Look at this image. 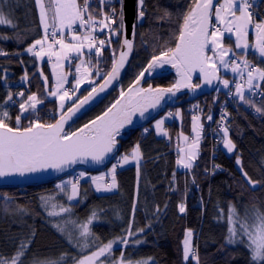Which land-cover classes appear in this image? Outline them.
Segmentation results:
<instances>
[{
    "label": "trees",
    "instance_id": "trees-1",
    "mask_svg": "<svg viewBox=\"0 0 264 264\" xmlns=\"http://www.w3.org/2000/svg\"><path fill=\"white\" fill-rule=\"evenodd\" d=\"M190 3L191 0H145L148 11L144 22L138 25L134 55L123 80L114 92L79 119L68 132L102 114L119 97L121 90L124 91L136 80L137 74L153 56H159L168 47L175 46V35L182 23L179 13L186 11ZM258 3L259 7L253 4L251 12L253 18L260 22L264 19V0H258ZM93 4L96 5L95 8L92 7ZM115 6L118 8V4ZM101 10L108 13V5H100L97 0H93L89 11ZM165 11L171 13V16L165 17ZM4 13L12 20L15 28L2 25L0 35L11 37L18 34L23 42H0V48L10 54L0 56V111H7L11 119L6 122L10 126H16L15 118L21 115L19 102H24L27 96L35 94L38 99L43 100L42 104L37 105L35 114H38L41 123H53L59 114L57 100L46 95L52 84L49 63L45 61L40 64L37 57L26 51L36 39L43 38V27L35 0H9L4 5ZM107 32L105 29L103 34ZM117 40L120 37H112L111 48L118 52ZM224 41L230 46L234 45L233 39L225 38ZM17 52L22 55H12ZM93 59V64L96 65V56ZM248 59L264 69V61L252 50L248 52ZM100 61L101 68L110 70L112 61L109 46L104 47ZM24 77L27 79H22ZM44 77H47L46 82ZM177 78L175 73L157 75L145 85L169 87ZM233 78L235 76L230 79L228 88L201 95L194 101L188 100V94L180 95V106L164 111L179 107L181 109L180 119L165 123L169 138L157 136L155 130L148 129L152 123L144 128L125 131V138L120 139L122 147L119 155L131 154L138 145L142 159L137 164L121 167L116 171L117 189L114 192L98 193L92 182L84 181L79 185L81 196L77 203L68 202L54 188L55 182L0 189V256L10 260L21 241L31 238L34 233V239L25 257H22L24 264H30L33 259H58L61 253L82 258L83 254L71 247L54 225H60L66 233L76 237L81 230L80 226L87 222L93 211H97L100 219L93 221L89 228L98 239L84 254H90L115 238L124 237L131 226L134 233L138 229L145 231L139 237H129V245L123 252L125 259L131 257L133 260H154L156 264H196L191 253L187 261L183 259L184 241L188 230H192V248L197 252L199 264H250L248 248L242 244L226 245L225 238L230 227V206L235 207L241 221L248 223L257 211L264 213V98L251 108L242 102H236L231 109L232 118L225 127L228 128V138L236 148L234 152L227 153L221 142L223 128L214 127V121L219 107L226 100ZM194 84H199V81ZM260 86L264 91V81H261ZM19 92H23L24 96H17ZM9 93L17 103H4ZM257 107L262 109L260 113L255 112ZM198 112L202 114L204 126L199 153L192 162L191 169H180L177 165L179 150L175 141L180 133H191L192 115ZM35 114L31 109L24 112L20 124L27 126L28 120L25 117L34 119ZM208 115L212 116L211 121L206 119ZM145 128L148 129L147 132L144 131ZM212 129L219 137L218 158L214 161L211 159L213 143L206 136ZM237 159L242 161L243 170L248 176L259 182L255 190L246 183L237 166ZM213 165H218L219 168L213 169ZM41 197H51V202L57 207H43ZM5 198L10 202H6ZM66 202L70 212H61L60 206L65 207ZM181 203L186 209L183 213L179 211ZM20 209H25L26 213L22 215ZM50 211H56L59 215L48 216ZM148 225L151 227L148 228ZM137 238L142 243L132 247V240ZM112 256H121L116 244H113ZM100 261L108 264L103 256L97 263Z\"/></svg>",
    "mask_w": 264,
    "mask_h": 264
},
{
    "label": "snow or ice",
    "instance_id": "snow-or-ice-1",
    "mask_svg": "<svg viewBox=\"0 0 264 264\" xmlns=\"http://www.w3.org/2000/svg\"><path fill=\"white\" fill-rule=\"evenodd\" d=\"M98 4H107L109 7L108 13L89 11L90 0H48L47 7L45 0H35V4L39 8V18L43 25V38L36 39L26 51L31 53L34 57L41 60L47 56L49 59L56 56L58 60H67L68 52H75L76 59H80L81 64L85 61L82 59L83 50L85 48L84 41L73 33L71 39L75 43H66L64 36L61 35L57 38V33L62 32L64 29L72 30L74 25H79L81 28H87L89 31L84 37L88 41L87 49L89 53L88 64H92L91 57H99L102 48L105 46L106 41L101 39L98 41L97 47L95 38L92 33L99 30L104 32L108 30L107 43L111 53V66L110 70L99 67L101 61L97 59L96 65L93 68L96 72V79L101 80L100 84H96L94 79H87L91 73L85 69L82 73L79 67L76 68L78 76H74L75 85L72 87V96L69 95V90H64L62 94L60 90L68 83L67 77L58 75L55 83V90L48 92L47 96L58 97L59 100V115L55 118L53 123H41L38 114H35L37 104H42L43 100L38 99L35 94L27 96L26 101L19 102L21 115L28 112L29 109L35 114L34 119L28 120L27 126L20 124L21 115L15 118L16 126H10L6 120L11 117L7 111H0V178L12 177H26L31 174L54 169L56 171H64L66 166L76 165L78 163H91L92 165H103L106 160L115 159L110 168L111 183L105 185H96L95 191H110L116 187V170L121 167L122 163H128L129 157L127 155L119 156L118 150V137L122 135L121 130L126 125L133 123V116L139 113L140 117H145L148 109H155L160 106L161 101L164 100L165 95L175 96V93L181 88L192 89L201 87L199 84H192V76L197 70L202 74L204 84H212L213 80H219L217 72L219 68L217 64L222 65L225 69H229L233 73H239L241 79H244L245 71L247 72V86L249 96L252 97L256 94V89L260 88V81H264V69L251 65L247 59L238 63L239 56L236 52H232V58L225 60L224 57L228 55L229 48L223 45V38L228 34L229 39L235 37L234 43L236 49L249 50L250 45L247 42L249 34V26L254 29L255 43L252 46V51L256 52L264 61V19L260 22H255L253 13L249 11L248 0H217L214 6V0H191L190 6L186 11L179 13V19L182 23L178 26V32L175 35L176 43L174 47H168L162 51L159 56H153L146 67L141 70L135 80V84L139 85L140 80L145 77V73L151 74L157 69H163L165 65L170 64L177 70L180 75V80L176 82L173 88L167 89H152L151 87L139 88L138 90L129 87L127 92L121 90L120 98L116 100L102 115L97 116L94 120L83 125L76 131L66 132L65 125L72 121L86 105H89L100 93L104 92L107 87L111 86L113 82L117 81L120 77L121 71L127 63L129 55L133 51V40L128 39L126 36V22H125V5L124 0H97ZM9 0H0V26L11 25L12 20L9 19L4 13V5L8 4ZM252 4L259 7L258 0H251ZM118 4V8L115 6ZM95 4L92 5L95 8ZM148 11L145 0H135L134 19L132 23L133 38L135 37V28L137 24L144 20L145 14ZM239 12V15H237ZM11 13L9 12V15ZM165 17H170L171 13L165 11ZM99 17V19H97ZM49 18L52 20V28L49 31ZM215 18V23H213ZM115 27H112V26ZM220 25L224 27L221 28ZM52 37L49 42V37ZM124 37L122 43L117 40L120 45L119 55L117 57V49L111 48L112 37ZM14 40L16 43H21L22 38L17 34L15 36L0 35V42ZM39 46V50L37 49ZM59 46L58 51L53 49ZM126 48V50H124ZM95 49V52H93ZM211 53V55H209ZM241 55H247V51H242ZM3 48H0V56H9ZM12 55L20 56L21 53H13ZM213 57H216L213 60ZM255 74V75H254ZM22 79H27L24 77ZM256 80L255 88H253V80ZM87 81L91 85L87 94L81 93L75 96L79 91V87L83 81ZM47 81V77H44ZM225 88L229 86V80L224 79L221 81ZM244 85L237 83L235 85V94L245 104H252V99H246L243 91ZM99 89V90H98ZM231 91V90H230ZM23 97L24 93L19 92L16 94ZM264 96V92L260 93ZM75 96V99H73ZM13 104L17 101L13 100V96L9 93L6 97L7 102ZM66 101L68 102L66 107ZM123 101V103H121ZM261 108H255L256 113H260ZM173 113L169 112L168 116ZM198 120L199 117H194ZM208 121L212 120V116L206 117ZM224 118H221V123ZM164 120L156 122L157 130L160 129ZM148 131L147 128L144 129ZM200 138V133H196V138L193 140V147H196ZM187 140V137H185ZM221 142L223 148L227 153H232L236 148L233 141L228 138V128L223 127ZM139 146L137 145V150ZM136 156L139 152L136 151ZM118 157V158H117ZM196 158V153H190L187 158H181L177 161L184 169H191L193 167L192 161ZM237 166L241 171L242 176L245 178L249 187L255 190L258 181H253L246 171L243 170L242 161L237 159ZM219 168L218 165H213V169ZM207 172V170H206ZM214 174V172L212 173ZM85 172L79 173V177H84ZM103 176L92 177L93 181L102 180ZM175 181V175H173ZM193 177V183H195ZM78 183L68 181L66 184L58 185L57 187L63 191L65 188L70 187V195L68 200H74L78 196ZM6 199V202H10ZM42 206L47 208L49 205L55 209L56 204L52 203L51 197H41ZM77 203L80 201L77 200ZM185 205H179V211L185 212ZM23 215L26 213L25 209H20ZM61 212H70L69 208L60 206ZM158 211V208H157ZM133 212H135V204L133 205ZM48 216H57L59 213L50 211ZM235 218V219H234ZM100 214L93 211L88 217L87 222L82 224L79 235L73 237L71 233H66L65 229L60 225H54L58 232L64 235L67 243L77 250L78 253L83 254L82 258L77 259L75 256H69L66 253H61L58 259H33L30 264H96L100 257H105L108 264H156L154 260H133L131 257L125 259L123 252L125 247L129 245V237H139L145 229H138L135 233L132 231L131 226L126 230L124 237L115 238L107 244L93 250L90 254H84L95 243L98 237L90 231L89 225L93 220H99ZM228 223L230 227L227 231L225 238L226 245L242 244L248 248L250 253V264H264V213L257 211L252 217V223L249 225L247 221H241L240 216L234 206H230ZM151 225H148L150 228ZM193 236L192 230H188L187 237L184 241L183 259L187 261L189 255L193 256L196 264H199V257L195 249L190 246L191 238ZM89 237H92L90 240ZM32 237L21 241L18 249L14 255L9 259L0 256V264H24L22 257H25L32 241ZM142 241L137 238L132 240L131 246L136 247ZM113 244H116L121 251L119 258L112 256ZM108 254L107 256L105 254ZM104 264V261H100Z\"/></svg>",
    "mask_w": 264,
    "mask_h": 264
},
{
    "label": "water",
    "instance_id": "water-1",
    "mask_svg": "<svg viewBox=\"0 0 264 264\" xmlns=\"http://www.w3.org/2000/svg\"><path fill=\"white\" fill-rule=\"evenodd\" d=\"M216 2H217V0H214V6H215ZM124 5H125L126 36L128 39L133 40V51L129 55L127 63L125 64L124 69L120 73L119 79L117 81L113 82V84L111 86L107 87L104 92L100 93L99 96L96 97V99L93 100L89 105H86L85 108L82 109L81 112L78 113L77 116L74 117L72 121H69L68 124L65 125V131L66 132H68L69 128L72 127L79 119H81L85 114H87L89 111H91L94 107H96L99 103H101L106 97H108L112 92H114L118 88V86L120 85L121 81L123 80L125 74L127 73L128 69L130 67V64H131V61H132V58L134 55L138 24L135 28V37L133 38V29H132L131 25H132L133 19H134L135 0H124ZM143 22H144V20L141 21V23H143ZM123 38L124 37H120L121 43L123 41ZM119 50H120V45L118 48L117 57L119 55ZM124 50H126V48ZM97 59L100 60L101 56L96 58V62H97ZM99 67H100V64H99ZM168 73H175L178 76L177 81L180 80V75L177 72V70L175 68H173L170 64H167L164 66L163 69H157L156 71L152 72L151 74L145 73V77L140 80L139 85H136L135 81H134L129 87H133L134 91L138 90L141 87L145 88V89H147L149 87H151L152 89L173 88V86L176 84L177 81L172 86H169V87H162V86H156L155 87V86H153V84L145 85V83L150 78H153L157 75H163V74H168ZM217 76L219 77V80H220V71L217 72ZM94 80H95V83L97 85L102 82L99 79H94ZM197 80L199 81V85H201V87L196 88L194 91L192 89H188V88H181L179 91H177L175 93V96L165 95V98H164V100L161 101L160 106H158L155 109H151V108L148 109V111L145 113V117H140L139 113H136V115L133 116V123L131 125H126L125 128L121 130L122 135L120 137H118L119 154L121 152V147H122V143H121L120 139L125 138V134H124L125 131L137 130L140 128H144V127L148 126L149 124H151L155 119H157L167 108H173V107L180 106L181 102L178 99V97L180 95L188 94V100L194 101L201 95H207V94H210V93L216 91L217 86L219 84V80H215V79L213 80V83L210 85L204 84L202 74L199 72V70H197L195 73H193L192 84H194V82ZM88 87H91V85L89 83H87V82L83 83L79 87V91L76 92L75 96H79L83 92V90L87 89ZM128 88H126L124 91L127 92ZM86 94L87 93H85L84 95H86ZM75 96H73V99H75ZM119 98H120V95L117 99H119ZM116 100L112 104H114L116 102ZM121 103H123V101H121ZM102 114H100V115H102ZM94 119H92V120H94ZM89 122H87V123H89ZM81 127H83V125ZM81 127H79V128H81ZM78 129H76V130H78ZM76 130H74V131H76ZM114 160L115 159L106 160L105 164H103V165H92L91 163H87V164L78 163L76 165L66 166L64 171H56L54 169H48V170L43 171V172L28 175L26 177L17 176V177H12V178H0V189H4V188H25L28 186H39V185H44V184H48V183H53V182H56V181H59V180L65 178L67 176L72 175L75 171H77L79 169H83L87 172H93V173L100 172V171L107 169L113 163Z\"/></svg>",
    "mask_w": 264,
    "mask_h": 264
},
{
    "label": "rangeland",
    "instance_id": "rangeland-1",
    "mask_svg": "<svg viewBox=\"0 0 264 264\" xmlns=\"http://www.w3.org/2000/svg\"><path fill=\"white\" fill-rule=\"evenodd\" d=\"M248 2H249V0H248ZM47 5H48V0H45V6L47 7ZM249 10H250V7H249ZM38 11H39V8H38ZM237 15H239V12H237ZM144 20H145V18H144ZM214 21H215V18H214ZM254 21L257 22L255 19H254ZM51 23H52V20H51V18H49V24H51ZM42 27H43V25H42ZM112 27H115V26H112ZM220 27L223 28L224 26L220 25ZM96 30H99V26L96 27ZM106 34H108V32ZM225 38H228V34L227 33L225 34V36L223 38L224 47L225 48H229V49L232 50V51H230L228 53L227 56L224 57L225 60H229L230 58H232V52H236L237 56H239V60H242L243 56L241 57V54H238V53H241L242 51L249 52L250 50H252V46H254V43H255L254 29L251 26H249V34L247 36V42L250 45V49L249 50L236 49L235 43H234L233 46H230V45L225 43V41H224ZM234 40H235V37L233 36V41ZM49 41L51 42L50 38H49ZM108 46L109 45L107 44L106 47H108ZM56 48H58V46H56L53 51H55ZM84 50H87V49L85 48ZM254 53H256V52H254ZM72 55H73V57L74 56L76 57L77 54L74 52ZM209 55H211V53H209ZM55 58H56V56H52L50 59H48L49 63H51V69L53 71L52 84H51V86H49V89H50L49 92L55 90V83H56V79H57L58 75L66 76L67 77V81H68V83H66L64 85V88L60 90V93H58V95L62 94V92L65 90V88L67 86H70L72 88L75 85L74 76H78L79 75V74L76 73V68L77 67H79L81 69L82 73L85 71V69H87V71L91 73V76H88L87 79H92L93 75L95 74V70L93 68V65H94L93 61L94 60L91 59L92 60V64H88L87 61L89 60V58L84 56V54L82 56V59L85 61L84 64H81L80 59H77L76 61H71L73 59L72 57H71L72 58L71 60L67 59V60H63V61H58V63H56ZM37 59H38V57H37ZM215 59H216V57H213V60H215ZM39 63H40V60H39ZM217 67L219 68V71H220V80H219V84H218L217 89H216L217 92H218L220 90L226 89L223 86L222 82H221L222 80L227 79L230 82V79L233 76H237L239 73H233L230 70V68L229 69H225L222 65H219V64H217ZM246 80H247V73H246ZM86 82H87L86 80L83 81L81 83V85L83 83H86ZM256 83H257V81L254 79L253 80V86H255ZM259 83H261V81ZM69 95L72 96V94H69ZM50 97L51 98H55L57 100V103H58L57 113L59 114V100H58V97H52V96H50ZM67 104H68V102L66 101V107H67ZM37 105H39V104H37ZM169 112L173 113V115L172 116H168ZM194 117H199V119L196 120V119H194ZM180 118H181V109H180V107L177 108V109H170L167 112H164L163 114H161L157 119H155L152 122V125L150 127H148V129L151 128V129L155 130L157 136L169 138L168 132L166 131V128H165V123L166 122H171L174 119H180ZM161 119L164 120V123L161 125L160 129L157 130L156 122L158 120H161ZM203 131H204V126L202 124V114L200 112H198L197 114H193L192 115V124H191V133H180L179 138H177L176 141H175V145H176L177 149L179 150V159H181V158H185L186 159L187 156L190 153H192V152H195L196 156L198 155V153H199V143H200V141H201V139L203 137ZM197 132L200 133V138H199L197 146L193 147L192 142L196 138V133ZM185 137H187V140L185 139ZM184 143H187V144L185 145ZM136 151L139 152V156H136ZM234 151H235V149H234ZM119 156H123V155H119ZM127 156L129 157L128 163H126V164L122 163L121 167H126L128 165L137 164L142 159V154H141L140 148H138V150H137V146L133 149L131 154H129ZM113 163H116V160ZM177 165H178V168L184 169L181 164L177 163ZM121 167H117V170L120 169ZM110 168H111V166H109L107 169H105L103 171L95 172V173L87 172V171H85L83 169H79V170L75 171L72 175L67 176V177H65V178H63V179H61L59 181H56L54 183V188L57 189L61 193V195L65 197V199L68 202L77 201V200L80 199V196H81V190H80L79 185H81L82 182H84V181L92 182V185H93V187L95 189H96V185L97 184L105 185V184L111 183ZM81 172H85L86 173V175L84 177H82V178L79 177V173H81ZM100 176H103L102 180H96V181L92 180V177H100ZM77 180L79 181V183H78V196L76 197V199L69 201L68 200V195H70V191H71L70 187L65 188L63 191H61L57 186L58 185H62V184H66L68 181H72L73 183H75ZM116 189H117V186L115 188L111 189L110 191H100L98 193L114 192V191H116ZM68 206H69V204H67V202H66V206L64 208H68ZM93 221H95V220H93ZM251 223H252V219L250 220L249 225ZM190 246L191 247L193 246V236L191 238ZM96 264H98V263L96 262Z\"/></svg>",
    "mask_w": 264,
    "mask_h": 264
},
{
    "label": "built area",
    "instance_id": "built-area-1",
    "mask_svg": "<svg viewBox=\"0 0 264 264\" xmlns=\"http://www.w3.org/2000/svg\"><path fill=\"white\" fill-rule=\"evenodd\" d=\"M92 1L93 0H90V4L92 3ZM249 5H250V10L249 11H251V9L253 8V4L251 2H249ZM88 31H89V29H87V28H81V27H79V25H74L73 29L69 30L68 33H80L82 35H86ZM68 33L67 34H62L64 36L65 41L67 40ZM59 36H61V34H57V38H59ZM49 38L52 40L51 36ZM94 38H95L96 43H98V41L101 40V39H104L107 42V37L106 36H95ZM244 59H247L249 61L248 52H247V55L243 56L242 60H238L237 62L241 63ZM249 63L251 65H255V64H252L250 61H249ZM255 66L257 67V65H255ZM241 67H243L242 63H241ZM246 73L247 72L245 71L244 79H241L240 74H238L231 81L230 87H229V89L227 91V94H226V100L219 107L217 117L215 118V121H214V127L223 128V127L227 126L228 123H230L231 118H232L231 109L235 106L236 102L244 103L235 94V85L237 83L244 85L243 91H244L245 98L246 99H249V98L252 99V104L251 105L246 104L248 108H251L252 106H254L256 103H259L264 98V96L260 95L261 92H264L263 89L261 88V86H260L259 89H256V94L254 96H252V97L249 96V91L250 90L248 89V86L246 84ZM253 88H255V86H253ZM65 90H69V94H72V91H71L70 87H66ZM222 117L224 118V122L223 123H221V118ZM206 136L209 137L212 140V143H213L211 159H212V161H214L215 159L218 158L217 150H218V147H219V145H218L219 137L217 136V134H215L213 129L210 130L209 132H207Z\"/></svg>",
    "mask_w": 264,
    "mask_h": 264
},
{
    "label": "crops",
    "instance_id": "crops-1",
    "mask_svg": "<svg viewBox=\"0 0 264 264\" xmlns=\"http://www.w3.org/2000/svg\"><path fill=\"white\" fill-rule=\"evenodd\" d=\"M78 3H79V1H78ZM51 28H52V23L51 24H49V31H51ZM68 30L69 29H64L62 32H58V34H66L67 32H68ZM103 32H101L100 30H96L95 32H93V34H92V36L94 37L95 35H97V34H102ZM75 35H77V36H79L80 38H81V40H83L84 41V44H85V48L87 49V44H88V41L87 40H84V35H81V34H79V33H74ZM72 35H73V33H69L68 34V37H67V41H65L66 43H75V41H72V39H71V37H72ZM114 38H116V36H113ZM50 42V41H49ZM97 45V44H96ZM107 46V45H106ZM106 46H104V47H106ZM97 47H100L99 46V44L97 45ZM104 47L102 48V51H103V49H104ZM84 48V49H85ZM36 50H39V46H37V49ZM54 50V49H53ZM59 50V46H58V48H56V50L55 51H58ZM102 51H101V53H102ZM93 52H95V49H93ZM74 52H69L68 53V57H69V60H71L72 58V60L71 61H76L77 59L75 58V56L73 57V54ZM83 54H84V56H86L87 58H89V53H88V49L87 50H84L83 51ZM101 55V54H100ZM72 57V58H71ZM93 57L94 56H92L91 57V59L93 60ZM48 57L47 56H45L44 57V59L43 60H41L40 58H38V61L40 60V64H43L45 61H48ZM55 61H56V63H58V61H63V60H58L57 59V57L55 58ZM48 63H49V61H48ZM57 65V64H56ZM49 67H50V70H51V75H52V78H53V71H52V69H51V63H49ZM185 145L187 144V143H184Z\"/></svg>",
    "mask_w": 264,
    "mask_h": 264
},
{
    "label": "flooded vegetation",
    "instance_id": "flooded-vegetation-1",
    "mask_svg": "<svg viewBox=\"0 0 264 264\" xmlns=\"http://www.w3.org/2000/svg\"><path fill=\"white\" fill-rule=\"evenodd\" d=\"M95 78H96V77H95ZM89 88H90V87H89ZM87 89H88V88H87ZM87 89H86V90H87ZM86 90H84V92H85Z\"/></svg>",
    "mask_w": 264,
    "mask_h": 264
}]
</instances>
